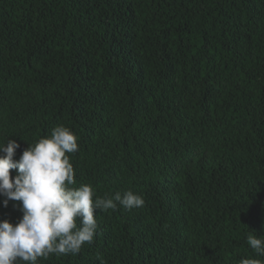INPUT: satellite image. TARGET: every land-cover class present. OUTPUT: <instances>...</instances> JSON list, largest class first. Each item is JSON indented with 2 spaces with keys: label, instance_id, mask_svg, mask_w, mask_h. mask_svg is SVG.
Listing matches in <instances>:
<instances>
[{
  "label": "trees",
  "instance_id": "obj_1",
  "mask_svg": "<svg viewBox=\"0 0 264 264\" xmlns=\"http://www.w3.org/2000/svg\"><path fill=\"white\" fill-rule=\"evenodd\" d=\"M61 124L73 187L145 203L38 264L264 262V0H0V143Z\"/></svg>",
  "mask_w": 264,
  "mask_h": 264
},
{
  "label": "clouds",
  "instance_id": "obj_2",
  "mask_svg": "<svg viewBox=\"0 0 264 264\" xmlns=\"http://www.w3.org/2000/svg\"><path fill=\"white\" fill-rule=\"evenodd\" d=\"M20 144L14 139L0 143V197L7 207L20 202L22 217L13 224L0 221V264H38L50 255L78 254L97 233L98 211H131L144 206L143 196L127 190L96 196L90 184H76L70 155L79 150L78 138L67 126L54 127L14 159ZM15 170V176L10 175ZM95 196V199H94ZM251 230L247 245L264 257V238ZM239 264H264L260 259L242 258Z\"/></svg>",
  "mask_w": 264,
  "mask_h": 264
}]
</instances>
